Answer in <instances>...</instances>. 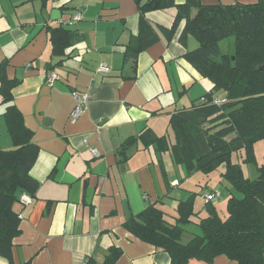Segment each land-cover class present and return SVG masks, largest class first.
<instances>
[{"label":"crops","instance_id":"0c3cea01","mask_svg":"<svg viewBox=\"0 0 264 264\" xmlns=\"http://www.w3.org/2000/svg\"><path fill=\"white\" fill-rule=\"evenodd\" d=\"M176 5L146 13L158 39L139 53L133 78V68L123 66L126 45L139 31L137 0H0V65L8 61L7 75L19 81L12 103L38 146L31 174L41 183L31 202L14 205L21 217L15 264H102L112 247L121 252L117 264H170L166 251L128 231L125 221L151 204L169 217L199 186L201 193L206 185L222 195L207 177L189 175L169 151L160 157L153 145L132 138L150 128L173 141L172 114L192 106L212 86L185 58L198 46L193 36L181 40L185 20L170 33ZM77 11L82 19L69 28L73 43L55 51L49 22L59 26L58 19ZM101 63L111 72L99 71ZM52 74L58 78L49 85ZM74 92L90 94L76 120ZM6 108L0 97V146L11 149ZM125 145L128 155L121 160L118 149ZM214 203L219 208V196ZM0 264L10 263L0 255ZM186 264L240 263L222 254L212 263Z\"/></svg>","mask_w":264,"mask_h":264},{"label":"trees","instance_id":"16d2710c","mask_svg":"<svg viewBox=\"0 0 264 264\" xmlns=\"http://www.w3.org/2000/svg\"><path fill=\"white\" fill-rule=\"evenodd\" d=\"M137 2L139 31L126 45L123 66L133 68V78L139 53L158 39L146 13L176 5L175 0ZM176 6L178 12L170 33L185 20L181 40L193 36L198 41L185 58L212 86L192 106L172 114L173 141L150 128L132 138H140L146 146L153 145L160 157L169 151L189 175H210L222 168L220 176L230 192L227 216L223 218L214 203L220 192L205 185L208 191L203 192L202 208H196L199 191H191L178 202L177 213L171 218L157 204H151L128 218L124 227L166 251L170 264H186L191 259L212 263L222 254L240 264H264V161L259 164L255 152V143L264 142V0L213 5L186 0ZM50 24L55 51L73 43L75 35L70 27ZM225 39L232 43L223 52L221 42ZM7 64L5 60L0 65V97L7 104L3 117L13 148L0 146V255L15 264L14 240L21 233V217L14 205L21 202L23 193L36 196L41 183L31 174L39 149L22 113L12 103L13 89L19 81L9 78ZM216 99L225 102L217 103ZM126 146L118 149L121 160L127 158ZM235 153L243 162L256 164V178L247 176L242 165L233 161ZM193 222L200 232L184 240L185 226ZM120 254L118 248L112 247L102 264H117ZM87 264L93 262L89 260Z\"/></svg>","mask_w":264,"mask_h":264},{"label":"rangeland","instance_id":"374dc122","mask_svg":"<svg viewBox=\"0 0 264 264\" xmlns=\"http://www.w3.org/2000/svg\"><path fill=\"white\" fill-rule=\"evenodd\" d=\"M230 42L232 43V40H229V39H225L221 42V49L223 52H225L227 50ZM255 152H256L257 162L259 164L262 163L264 161V142L263 141L260 140V141L255 143ZM233 161L238 162L242 165L243 171L247 176H250L252 178L257 177L258 172H257L256 164H254V163L247 164V163L243 162L242 158L237 153L234 154ZM221 171H222V168H219L218 170L211 173L210 175H205L203 173H200L199 175L202 177H205L203 181H205V179L207 177V183L210 184V187L217 186L219 190H222V195L219 193V198L221 200V204L218 206H219L220 215L223 218H225L227 216V200H228V197L230 196V192L225 187V182L219 181L221 178V176H220ZM202 177H201V180L203 179ZM195 190L199 191L198 198L196 199V208L198 209V208L202 207V205H203V203L201 202V196H200V192L202 191V189H200V186H199L198 189H195ZM235 193H237V192L235 191ZM168 212L172 216L174 214H176V210L175 211L169 210ZM171 215H169V218H171ZM185 228H186V231H185L184 236H183L184 240H186L187 238H190V236H192L194 233L200 232V228L195 222L187 224L185 226Z\"/></svg>","mask_w":264,"mask_h":264},{"label":"built area","instance_id":"2783aa9c","mask_svg":"<svg viewBox=\"0 0 264 264\" xmlns=\"http://www.w3.org/2000/svg\"><path fill=\"white\" fill-rule=\"evenodd\" d=\"M82 19V12L81 11H77L76 13H74V15H72L71 17L69 18H60L58 19V24L63 26V27H71L73 25H75V23L79 22L80 20ZM99 71L101 72H104V73H108L110 72V67L105 64V63H101L99 68H98ZM58 78V76L56 74H52L50 77H49V80H48V84L49 85H52L53 82ZM77 99V103L74 107V110L72 112V117L74 120H76L80 115L81 113L83 112L86 104L88 103V101L90 100V94L89 93H78V92H74L73 93ZM217 103L219 102H225L224 99L222 100H219V99H216L215 100ZM93 152L96 154V150L93 149ZM32 200V197L26 193H23L22 196H21V202L22 203H29L31 202Z\"/></svg>","mask_w":264,"mask_h":264},{"label":"water","instance_id":"95a60500","mask_svg":"<svg viewBox=\"0 0 264 264\" xmlns=\"http://www.w3.org/2000/svg\"><path fill=\"white\" fill-rule=\"evenodd\" d=\"M261 68H264V66H262Z\"/></svg>","mask_w":264,"mask_h":264}]
</instances>
